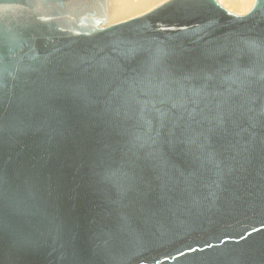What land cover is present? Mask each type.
Returning <instances> with one entry per match:
<instances>
[{"label":"water","instance_id":"obj_1","mask_svg":"<svg viewBox=\"0 0 264 264\" xmlns=\"http://www.w3.org/2000/svg\"><path fill=\"white\" fill-rule=\"evenodd\" d=\"M0 0V264H264V0Z\"/></svg>","mask_w":264,"mask_h":264},{"label":"bare ground","instance_id":"obj_2","mask_svg":"<svg viewBox=\"0 0 264 264\" xmlns=\"http://www.w3.org/2000/svg\"><path fill=\"white\" fill-rule=\"evenodd\" d=\"M224 1L227 4V8L229 11H232V10L236 11V9H241V8L246 7L247 9L245 11H242L240 13L234 12V13L240 14V15L244 14L252 6V4L250 5V0H224ZM161 2H163V1L162 0H116V3H117L116 8L117 9L115 8L116 10L114 9L113 12L110 11V13H109L110 14V21L114 22V20L130 19L132 17H135L137 15H140V14L150 10L151 8L160 4ZM112 6H114V5H112ZM107 14H108V8H107Z\"/></svg>","mask_w":264,"mask_h":264},{"label":"rangeland","instance_id":"obj_3","mask_svg":"<svg viewBox=\"0 0 264 264\" xmlns=\"http://www.w3.org/2000/svg\"><path fill=\"white\" fill-rule=\"evenodd\" d=\"M162 1H164V0H162ZM220 4H222L224 7H226V9H228L227 8V4L225 3V1L224 0H217ZM252 2H253V0H250V5L252 4ZM114 5V6H112V5ZM107 5H108V16H107V24H113V23H117L118 21L120 22V21H124V19H121V20H114V22L113 21H110V11L111 12H113V10L117 7V3H116V0H107ZM111 5V6H110ZM113 8V9H112ZM117 9V8H116ZM115 9V10H116ZM247 8L246 7H244V8H241V9H236V11H233V12H237V13H240V12H242V11H245ZM231 11V12H232ZM142 13V12H141ZM140 14V13H139Z\"/></svg>","mask_w":264,"mask_h":264}]
</instances>
